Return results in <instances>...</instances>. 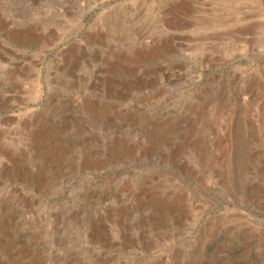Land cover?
Listing matches in <instances>:
<instances>
[{"label":"rangeland","instance_id":"rangeland-1","mask_svg":"<svg viewBox=\"0 0 264 264\" xmlns=\"http://www.w3.org/2000/svg\"><path fill=\"white\" fill-rule=\"evenodd\" d=\"M0 264H264V0H0Z\"/></svg>","mask_w":264,"mask_h":264}]
</instances>
